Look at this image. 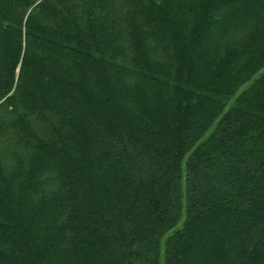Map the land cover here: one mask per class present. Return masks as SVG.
Masks as SVG:
<instances>
[{
    "label": "trees",
    "instance_id": "1",
    "mask_svg": "<svg viewBox=\"0 0 264 264\" xmlns=\"http://www.w3.org/2000/svg\"><path fill=\"white\" fill-rule=\"evenodd\" d=\"M0 264H264V0H0Z\"/></svg>",
    "mask_w": 264,
    "mask_h": 264
}]
</instances>
